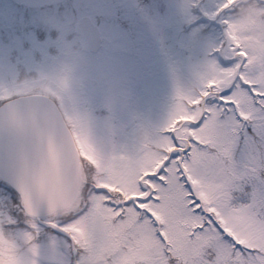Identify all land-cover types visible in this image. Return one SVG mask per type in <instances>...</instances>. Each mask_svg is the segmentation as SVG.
I'll use <instances>...</instances> for the list:
<instances>
[{
	"label": "snow or ice",
	"instance_id": "1",
	"mask_svg": "<svg viewBox=\"0 0 264 264\" xmlns=\"http://www.w3.org/2000/svg\"><path fill=\"white\" fill-rule=\"evenodd\" d=\"M224 9L223 31L231 27ZM226 34L225 76L178 94V118L136 167L90 176L49 146L50 170L33 189L17 187L23 226L0 215V264H40L42 217L69 242L64 264H264V160L242 172L232 163L240 124L264 123V55L250 56L242 38ZM248 184L250 202L235 205Z\"/></svg>",
	"mask_w": 264,
	"mask_h": 264
},
{
	"label": "clouds",
	"instance_id": "2",
	"mask_svg": "<svg viewBox=\"0 0 264 264\" xmlns=\"http://www.w3.org/2000/svg\"><path fill=\"white\" fill-rule=\"evenodd\" d=\"M30 3L35 21L55 33V57L38 66L0 57V179L33 189L51 168L50 145L60 150L62 160H79L90 176L136 167L145 146L157 136L131 152L121 143L118 122L106 119L116 108H127L134 97L131 75L120 60L126 48L88 31L70 12H60L58 0ZM226 4L230 29L198 48L202 80L225 76L221 60L232 44L227 31L242 38L250 56L264 55V0H223L216 17L223 19ZM182 10L197 14V0H182ZM177 104L167 124L178 118ZM81 148L91 160L80 155Z\"/></svg>",
	"mask_w": 264,
	"mask_h": 264
},
{
	"label": "rangeland",
	"instance_id": "3",
	"mask_svg": "<svg viewBox=\"0 0 264 264\" xmlns=\"http://www.w3.org/2000/svg\"><path fill=\"white\" fill-rule=\"evenodd\" d=\"M197 2V14H192L182 10V0H58L60 12H70L77 20L90 18L101 34L127 50L120 60L131 75L134 97L127 108H116L106 119L118 122L121 143L131 152L167 125L178 94L199 88L203 61L198 48L223 35L215 15L223 0ZM55 39V33L35 21L30 0H0V57L10 55L13 62L38 66L55 57ZM236 131L232 163L242 172L253 161L264 160V123L257 116ZM252 191L251 184L245 185L234 204L250 202ZM12 194L0 187V215L23 218ZM37 227L40 264H64L68 240Z\"/></svg>",
	"mask_w": 264,
	"mask_h": 264
},
{
	"label": "water",
	"instance_id": "4",
	"mask_svg": "<svg viewBox=\"0 0 264 264\" xmlns=\"http://www.w3.org/2000/svg\"><path fill=\"white\" fill-rule=\"evenodd\" d=\"M88 31L90 32H99V29L91 22L90 18L88 17H82L78 20ZM137 139H138V136L136 135L135 136ZM2 183L6 184L7 186H9L19 197H20V194H19V191L17 189V187L15 185H13L11 182L9 181H6V180H3V179H0ZM41 220H44V218L42 217ZM40 225L44 228H47V229H51L53 230L54 232L56 233H59V234H62L64 235L63 233L59 232L57 229H52L49 225V223H45V222H42L40 221L39 222ZM65 236V235H64Z\"/></svg>",
	"mask_w": 264,
	"mask_h": 264
},
{
	"label": "flooded vegetation",
	"instance_id": "5",
	"mask_svg": "<svg viewBox=\"0 0 264 264\" xmlns=\"http://www.w3.org/2000/svg\"><path fill=\"white\" fill-rule=\"evenodd\" d=\"M136 134V133H135Z\"/></svg>",
	"mask_w": 264,
	"mask_h": 264
}]
</instances>
